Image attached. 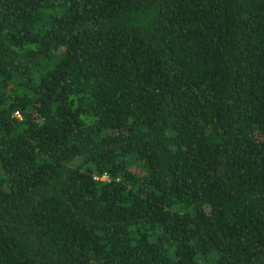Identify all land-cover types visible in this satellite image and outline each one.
<instances>
[{"label": "trees", "instance_id": "1", "mask_svg": "<svg viewBox=\"0 0 264 264\" xmlns=\"http://www.w3.org/2000/svg\"><path fill=\"white\" fill-rule=\"evenodd\" d=\"M0 264H264V0H0Z\"/></svg>", "mask_w": 264, "mask_h": 264}, {"label": "built area", "instance_id": "2", "mask_svg": "<svg viewBox=\"0 0 264 264\" xmlns=\"http://www.w3.org/2000/svg\"><path fill=\"white\" fill-rule=\"evenodd\" d=\"M104 176V175H103Z\"/></svg>", "mask_w": 264, "mask_h": 264}]
</instances>
